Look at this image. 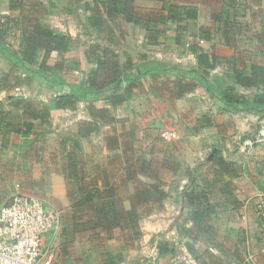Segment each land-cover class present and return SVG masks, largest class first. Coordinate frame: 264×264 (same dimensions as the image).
<instances>
[{
    "label": "crops",
    "instance_id": "1",
    "mask_svg": "<svg viewBox=\"0 0 264 264\" xmlns=\"http://www.w3.org/2000/svg\"><path fill=\"white\" fill-rule=\"evenodd\" d=\"M0 41L98 89L34 118L6 97L70 89L0 51V208L60 213L55 264H264V116L223 100L264 89V0H0Z\"/></svg>",
    "mask_w": 264,
    "mask_h": 264
},
{
    "label": "built area",
    "instance_id": "2",
    "mask_svg": "<svg viewBox=\"0 0 264 264\" xmlns=\"http://www.w3.org/2000/svg\"><path fill=\"white\" fill-rule=\"evenodd\" d=\"M162 136L169 139L171 135L166 131ZM257 209L264 221V196ZM60 218L57 210L46 207L36 196L15 192L0 208V264H55L44 250L43 239L59 226Z\"/></svg>",
    "mask_w": 264,
    "mask_h": 264
},
{
    "label": "trees",
    "instance_id": "3",
    "mask_svg": "<svg viewBox=\"0 0 264 264\" xmlns=\"http://www.w3.org/2000/svg\"><path fill=\"white\" fill-rule=\"evenodd\" d=\"M0 51L4 53L9 59H11L15 66L18 68L23 69L26 73H37L44 75L48 80H51L52 82L60 83L63 88L66 86L70 89V92L63 93L59 95V97H55L51 99V105H43L42 103V109L37 108L38 101L33 98H24V97H16V96H7L6 100L15 106L22 105L24 106L27 111L31 114H33L34 118L41 115L43 117L49 116L50 109L51 108H63L66 106H73L75 102H77L79 99H85L87 98L88 93H92L94 97H96V94L98 92V89L85 87L83 84H76V83H69L65 80H61L56 77H51L49 74L42 72L40 69H36L32 65H27L24 62V58L20 57L18 51L12 49L11 47L5 45L0 41ZM254 78H251L250 80L244 79L243 85L244 86H255L259 82L261 83V80L258 79V73L257 71L253 74ZM208 86H210L209 82L207 81ZM223 100L227 103L228 106L234 107L235 109L239 108V105H242L244 109L254 110L258 112L261 116H264V89L263 91L253 95V96H247L243 93H241L238 89L231 86L228 88L227 94L223 97ZM3 105L4 101L0 99V120L1 115L3 112ZM32 130V125H27L25 128V134L29 136ZM158 247L161 250L162 253V247L166 245L163 241H159Z\"/></svg>",
    "mask_w": 264,
    "mask_h": 264
},
{
    "label": "rangeland",
    "instance_id": "4",
    "mask_svg": "<svg viewBox=\"0 0 264 264\" xmlns=\"http://www.w3.org/2000/svg\"><path fill=\"white\" fill-rule=\"evenodd\" d=\"M0 63L4 66V67H8L9 66V64H7L6 62H4L3 60H0ZM34 85H36L35 84V82H34ZM47 243V242H46ZM48 244V243H47Z\"/></svg>",
    "mask_w": 264,
    "mask_h": 264
},
{
    "label": "water",
    "instance_id": "5",
    "mask_svg": "<svg viewBox=\"0 0 264 264\" xmlns=\"http://www.w3.org/2000/svg\"><path fill=\"white\" fill-rule=\"evenodd\" d=\"M212 156V155H211ZM211 156H210V158H211Z\"/></svg>",
    "mask_w": 264,
    "mask_h": 264
}]
</instances>
